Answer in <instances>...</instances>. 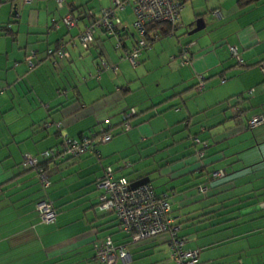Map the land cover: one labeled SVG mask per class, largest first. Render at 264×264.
Returning a JSON list of instances; mask_svg holds the SVG:
<instances>
[{"label": "crops", "instance_id": "obj_1", "mask_svg": "<svg viewBox=\"0 0 264 264\" xmlns=\"http://www.w3.org/2000/svg\"><path fill=\"white\" fill-rule=\"evenodd\" d=\"M66 1L93 14L69 28L54 0H0V264H90L106 236L128 250L114 264H176L166 234L132 242L115 213L98 207L105 165L169 199L185 246L200 249L197 264H264V123L246 126L264 114V0L187 1L175 35L156 40L135 65L102 30L86 50L76 38L112 0ZM118 15L129 29L128 47L133 10L127 5ZM53 21L58 26H49ZM197 21L200 29L190 33ZM60 39L69 56L53 63L46 49ZM187 42L191 58L182 64L179 46ZM102 57L117 71L100 68ZM197 73L205 75L201 92L194 89ZM128 107L136 113L122 130ZM106 121L115 133L98 145L100 155L50 161L47 187L21 165L23 153L57 146L60 132L77 136ZM191 135L208 141L207 169L222 176H199ZM41 199L51 201L53 221L41 219Z\"/></svg>", "mask_w": 264, "mask_h": 264}, {"label": "built area", "instance_id": "obj_2", "mask_svg": "<svg viewBox=\"0 0 264 264\" xmlns=\"http://www.w3.org/2000/svg\"><path fill=\"white\" fill-rule=\"evenodd\" d=\"M32 0H23L29 3ZM188 0H112L111 5L102 7L98 18L91 17L89 22L84 23L82 29L77 33V40L86 50L94 41V34L97 30H102L108 35L116 37V47H120L122 38L120 35L121 29H127L118 15V10L129 5L134 14L133 27L138 34L137 39L126 52L128 59L132 65H135L141 50L149 47L150 43L145 37L148 26L154 22L166 23L170 27L169 34L172 35L178 28L182 26L180 23V12ZM57 6H63L65 0H55ZM215 16H219V9L212 11ZM93 13L81 10L79 14L63 16V23L71 28L78 24L82 17H90ZM58 26V24H55ZM190 42L181 43L179 46V55L182 63L190 61ZM230 54L242 63V58L235 45L228 44ZM48 55L52 58L53 63L56 62V57L62 58L69 56V51L64 43L60 42V47L55 51L52 48L47 50ZM34 51L27 56V63L31 67L35 63L32 59ZM101 67L109 68L116 71L117 65L109 62L105 57L101 58ZM100 67V68H101ZM264 71V66H261ZM197 81L194 85L195 90L201 91L204 88V75L197 73ZM224 78H222V81ZM252 90V89H251ZM235 112L240 113V107L234 106ZM134 113L131 108L129 114ZM264 123V114H254L247 120V127L255 128ZM110 138L109 134H104L102 139ZM191 140L198 146L196 154L202 157L204 147L208 145V141L201 139L197 135H192ZM94 144L90 143L87 138L82 141L66 138L64 145L60 149H49L43 152L44 156H54L55 154L79 155L85 151H93ZM37 157L25 154L22 161L23 166H35ZM214 175H219V171L213 172ZM39 181L44 187L50 184V179L47 171L44 168H39ZM101 192L98 195V207L103 210L112 211L115 213L120 226L130 235L132 242L142 241L144 239L166 234L169 245L170 257L176 264H196L198 261L199 249L188 248L185 246V236L179 234V224L174 222L170 214L171 206L168 198L165 195L157 194L154 185L150 182H143L137 185L130 184L125 176H117L111 165L104 168L101 176L97 181ZM205 185H199L201 191L206 190ZM36 208L43 221H53L56 216L55 209L48 199L38 201ZM95 254L92 257L90 264H114L117 260H125L128 256V250L125 244H116L110 236L99 239L95 245Z\"/></svg>", "mask_w": 264, "mask_h": 264}, {"label": "trees", "instance_id": "obj_3", "mask_svg": "<svg viewBox=\"0 0 264 264\" xmlns=\"http://www.w3.org/2000/svg\"><path fill=\"white\" fill-rule=\"evenodd\" d=\"M23 1V0H22ZM189 1V0H188ZM254 1H257V0H237V2H238V4L240 5V6H246V5H248V4H250V3H252V2H254ZM54 2H55V0H54ZM55 5L57 6V4H56V2H55ZM57 7H59V9L62 11V17H61V21H63V16L64 15H66V14H70V15H76V14H79L80 12H81V9H79L77 6H75V7H73L72 5H70V4H68L67 3V1L65 0V4L63 5V6H57ZM54 21H56V20H54ZM53 21V22H54ZM180 23L182 24V21H181V12H180ZM55 24H57V23H52V24H50L49 26H54L55 27ZM128 27V26H127ZM132 27H133V25H132ZM133 29H134V27H133ZM134 31H135V29H134ZM169 31H170V27L166 24V23H161V22H154V23H151L149 26H148V28H147V31H146V33H145V37H146V39L149 41V43H150V46L149 47H145V48H143L142 50H141V52H140V54H139V56L142 54V52L144 51V50H147V49H149L152 45H153V43L156 41V40H158V39H160V38H162V37H164V36H173V35H175V32H173V34L172 35H170L169 34ZM105 33V32H104ZM106 34V33H105ZM77 35V34H76ZM95 35V34H94ZM107 36H109V37H112L113 39H114V47L115 48H124L123 49V53H122V56H124L128 61H129V59H128V56H127V54H126V52L127 51H129L130 50V48H131V46L133 45V43L135 42V40L137 39V37H138V34H137V32L135 31V36H134V39L132 38V42H131V44L127 47V45H126V43H125V36H129L130 34H129V29L127 28V29H121V31H120V35H121V38H122V43H121V46L120 47H116L115 46V43H116V37L115 36H113V35H108V34H106ZM77 38V37H76ZM94 39H95V36H94ZM63 42L64 43V45H65V47H66V41H63L62 39H60V40H58L57 42H56V44L55 45H53V46H49V48H52V50L53 51H55L56 49H58L59 47H60V42ZM71 43V42H70ZM79 43V42H78ZM94 43V41L92 42V44ZM91 44V45H92ZM90 47V46H89ZM49 48H47L46 49V55H47V57H49L51 60H52V58L48 55V52H47V50L49 49ZM67 49V48H66ZM139 56H138V58H137V60L139 59ZM68 57V56H67ZM67 57H62V58H67ZM191 57V56H190ZM56 59H61V57L60 58H58V57H56ZM100 61H101V59H100ZM53 62V61H52ZM130 62V61H129ZM182 63V62H181ZM116 64V63H115ZM182 64H186V63H182ZM35 65V64H34ZM33 65V66H34ZM117 65V64H116ZM33 66H31V67H33ZM30 67V66H29ZM30 67V68H31ZM99 67H101V63H100V65H99ZM102 68V67H101ZM117 69H118V65H117ZM117 69H116V71H117ZM262 70V69H261ZM115 71V72H116ZM263 71V70H262ZM114 72V71H113ZM203 74V73H202ZM204 75V74H203ZM204 78H205V75H204ZM197 81V80H196ZM195 85V84H194ZM204 87H205V81H204ZM195 89V88H194ZM204 89V88H203ZM202 89V90H203ZM201 90V91H202ZM64 91V92H63ZM196 92H201V91H197V90H195ZM65 93V90H63V89H60L59 90V93ZM131 108H133V107H128V108H126V109H124V111H123V113H122V120H121V127H122V130H128L130 127H131V123H130V119L134 116V114L136 113V110L134 109V113H131V114H129L130 113V111H131ZM56 125H58V126H61V122H56ZM114 133H115V131H114V125H112L111 124V122L110 121H106V123L103 125V126H101L100 128H99V130H95V131H92V130H90V131H88V132H86V133H80L79 135H77V136H72V135H69L68 133H66V132H60V141H59V143H58V145L57 146H51V147H48V148H46V149H44V150H42V151H40L39 153H36V154H32V153H29V152H25V153H23L22 154V157H21V165L23 166V163H22V161H23V159H24V156H25V154H30V155H33V156H36L37 157V164L35 165V166H23L25 169H33L35 172H36V175H37V177H38V171H39V168H44L46 171H47V165H48V163L50 162V161H54L55 159H59V158H64V157H77V156H81V155H83V154H85V153H91V154H94V155H97V156H99L100 155V153H99V150H98V145L100 144V143H104V142H106V141H109L112 137H113V135H114ZM104 134H109L110 135V138L109 139H107V140H103L102 139V137H103V135ZM192 136V135H191ZM190 136V137H191ZM66 138H69V139H73V140H77V141H82V140H84V138H87L89 141H90V143H92V144H94V149H93V151H85V152H83V153H81V154H79V155H72V154H66V155H62V153H60V155H57V154H55L54 156H44L43 155V152L45 151V150H49V149H60L63 145H64V140L66 139ZM191 143H192V145H194L195 146V148L197 149L198 148V146L191 140ZM208 147V145L207 146H205L204 147V154H203V156L202 157H198L197 156V154H196V156H197V160L200 162V165L198 166V172H199V176L200 177H204V179L205 180H210V179H214V178H217V177H219V176H222L223 175V172H221V171H219L220 172V174L219 175H214L213 174V172H215V171H213L212 169H207V162H205V156H206V148ZM195 149V150H196ZM195 153H196V151H195ZM106 166H108V165H105L104 166V168L106 167ZM104 168H103V170H104ZM114 170V169H113ZM47 173H48V171H47ZM114 173H115V171H114ZM116 175V174H115ZM117 176H125V175H122V174H120V175H117ZM126 177V176H125ZM127 178V177H126ZM38 179H39V177H38ZM128 179V178H127ZM41 183V182H40ZM155 188V187H154ZM156 191V190H155ZM157 193V192H156ZM158 194V193H157ZM169 200V199H168ZM170 202V201H169ZM170 206H171V204H170ZM54 208V207H53ZM171 211V210H170ZM118 224L120 225V222L118 221ZM121 227V226H120ZM122 229V228H121ZM123 230V229H122ZM125 232V231H124ZM126 233V232H125ZM129 237H130V235L128 234V233H126ZM158 236V235H157ZM113 240V239H112ZM113 242H115L114 240H113ZM116 243V242H115ZM116 244H121V243H116ZM123 244V243H122ZM199 252H200V249H199ZM94 254H95V248H94ZM94 254H93V256H94ZM198 259H199V255H198ZM118 261V260H117ZM116 261V262H117ZM197 263H198V261H197ZM196 263V264H197Z\"/></svg>", "mask_w": 264, "mask_h": 264}, {"label": "water", "instance_id": "obj_4", "mask_svg": "<svg viewBox=\"0 0 264 264\" xmlns=\"http://www.w3.org/2000/svg\"><path fill=\"white\" fill-rule=\"evenodd\" d=\"M200 20H203V19H200ZM199 29H200L199 22L197 21V22H196V27L193 28V29L190 31V33H191V32H195V31H197V30H199Z\"/></svg>", "mask_w": 264, "mask_h": 264}]
</instances>
